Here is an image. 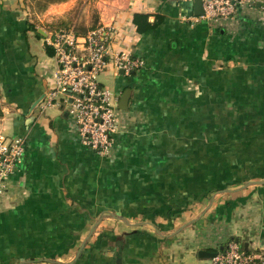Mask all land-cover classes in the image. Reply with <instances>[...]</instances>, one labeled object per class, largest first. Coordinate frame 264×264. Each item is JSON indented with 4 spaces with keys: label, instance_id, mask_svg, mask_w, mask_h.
Returning <instances> with one entry per match:
<instances>
[{
    "label": "crops",
    "instance_id": "0c3cea01",
    "mask_svg": "<svg viewBox=\"0 0 264 264\" xmlns=\"http://www.w3.org/2000/svg\"><path fill=\"white\" fill-rule=\"evenodd\" d=\"M252 1L223 28L183 20L195 0H0V132L25 139L0 198V264H210L199 251L232 240L264 257V0ZM136 14L156 26L138 32ZM73 21L112 32L99 80L128 102L110 156L46 103L50 26ZM119 53L144 64L121 73Z\"/></svg>",
    "mask_w": 264,
    "mask_h": 264
},
{
    "label": "built area",
    "instance_id": "2783aa9c",
    "mask_svg": "<svg viewBox=\"0 0 264 264\" xmlns=\"http://www.w3.org/2000/svg\"><path fill=\"white\" fill-rule=\"evenodd\" d=\"M203 15L183 17L195 22H207L211 27L233 25L240 11L254 5L252 0H202ZM111 29L99 25L85 35L76 33L75 24L51 31L46 42L57 59L56 85L46 97L47 104L66 105L77 124L81 141L102 156L114 152L115 133L122 120L117 96L100 83L99 75L107 68L110 55ZM115 67L130 74L143 66V61L124 53L113 58ZM25 152V139L10 138L0 132V198L9 188V179L16 172ZM262 255L250 254L229 241L222 251L212 257L210 264H256Z\"/></svg>",
    "mask_w": 264,
    "mask_h": 264
},
{
    "label": "trees",
    "instance_id": "16d2710c",
    "mask_svg": "<svg viewBox=\"0 0 264 264\" xmlns=\"http://www.w3.org/2000/svg\"><path fill=\"white\" fill-rule=\"evenodd\" d=\"M49 1H63V0H49ZM134 22L135 24L137 25V30L138 32L142 33V32H146L147 30H150L152 28H154L156 26V23H151L149 21V17L148 15L146 14H136L135 17H134ZM31 28H35L34 25H32L30 23L29 25ZM95 27H90V28H87L86 26L82 25V24H75V30H76V33L79 34V35H85L89 30L93 29ZM47 48H49V52L51 54H54V49L47 44ZM0 103H1V98H0ZM0 114H1V105H0ZM256 264H264L263 261H261L260 259H256L255 260Z\"/></svg>",
    "mask_w": 264,
    "mask_h": 264
},
{
    "label": "water",
    "instance_id": "95a60500",
    "mask_svg": "<svg viewBox=\"0 0 264 264\" xmlns=\"http://www.w3.org/2000/svg\"><path fill=\"white\" fill-rule=\"evenodd\" d=\"M204 11H203V2L202 0H195V14L197 16L203 15ZM121 73H123V71H121ZM128 102V95H124L122 98V102H121V109H126L127 106H125L124 104H127ZM218 254V251H207V250H200L199 251V257L201 258H212L215 257Z\"/></svg>",
    "mask_w": 264,
    "mask_h": 264
},
{
    "label": "rangeland",
    "instance_id": "374dc122",
    "mask_svg": "<svg viewBox=\"0 0 264 264\" xmlns=\"http://www.w3.org/2000/svg\"><path fill=\"white\" fill-rule=\"evenodd\" d=\"M82 10H83V6L81 5V6H79V8H78V12H77V14H75V15H76V16H80V15H82V14H81ZM77 23H78L77 21H73V22H71L70 24H77ZM50 27H51V29L48 28V30H49V29H50V30H55V29H57V28H60L61 26L56 27V28H54L53 26H50Z\"/></svg>",
    "mask_w": 264,
    "mask_h": 264
}]
</instances>
